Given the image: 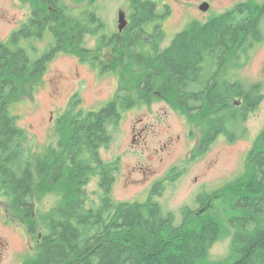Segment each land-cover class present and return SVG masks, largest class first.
<instances>
[{
    "label": "trees",
    "instance_id": "trees-1",
    "mask_svg": "<svg viewBox=\"0 0 264 264\" xmlns=\"http://www.w3.org/2000/svg\"><path fill=\"white\" fill-rule=\"evenodd\" d=\"M65 1L30 0L27 21L0 42V193L37 242L34 258L23 264H202L220 234V223L206 217L212 207L207 204L210 210L203 215L186 209L185 218L192 216L198 223L187 229L174 226L173 216L150 199L113 202L110 189L117 169L100 159L99 150L110 142L108 127L117 125L120 108L122 112L160 100L202 127L201 151L218 135L230 142L241 138L247 114L262 101L261 85L246 87L225 69L262 40L264 0L238 3L206 23L192 21L159 52L156 45L164 39L160 22L168 7L158 14L154 1L131 0L126 28L107 36L97 0ZM89 38L96 39L94 49L86 48ZM40 42L46 43L42 51ZM149 46H155L153 53ZM109 47L114 60L99 61L96 54ZM62 53L82 55V62L94 53L91 63L94 68L97 63L100 73L136 68V94L121 82L98 112H84L80 100L72 97L55 123L56 146L33 160L29 133L10 110ZM246 164V193L231 204L238 212L229 219L235 229L232 257L214 264H264V129L254 139ZM97 169L100 192L93 204L85 186ZM160 187L155 184L151 196L160 194ZM55 189L60 205L37 222L34 194Z\"/></svg>",
    "mask_w": 264,
    "mask_h": 264
},
{
    "label": "rangeland",
    "instance_id": "rangeland-1",
    "mask_svg": "<svg viewBox=\"0 0 264 264\" xmlns=\"http://www.w3.org/2000/svg\"><path fill=\"white\" fill-rule=\"evenodd\" d=\"M131 0H97L96 7L106 25L107 36L118 33V13L124 12L128 20ZM157 4L158 14L169 13L161 20L164 39L157 43V51L168 47L174 37L192 21L206 23L238 3L263 0H152ZM73 5L72 0L65 1ZM86 4V2H85ZM84 3L81 6L85 5ZM208 4L206 12L200 11ZM32 11L30 0H0V42H5L28 19ZM262 40L253 44L241 60L228 63V76L238 78L247 86L260 84L262 101L247 114L243 123L245 134L234 142L224 135L216 136L201 151L199 143L202 127L190 123L180 112L164 100L154 101L149 106L123 110L115 127H108L110 142L99 150L100 159L117 170L113 173L110 197L113 202L145 203L149 199L158 203L164 213H170L174 226L185 225L187 229L198 223L189 216L187 209L206 214L207 204L212 207L206 217L220 223V234L213 243L202 264L225 262L232 257L231 238L235 233L229 222L238 212L231 206L235 196L246 193L248 176L246 158L254 139L264 129V18L260 24ZM96 39H87V49H94ZM46 43L37 44L42 51ZM153 49V47H151ZM80 55V54H78ZM82 55L58 54L50 60L46 70L33 85L32 90L20 94L10 112L20 116L19 125L29 133V149L34 155L48 153L47 147H55L56 121L72 97L80 100L84 112H98L110 102L126 84L136 94L137 70L130 72L100 73L91 59L94 53ZM100 61H113L111 48L96 54ZM95 56V57H96ZM107 70V69H105ZM118 71L121 74L120 78ZM122 84V85H124ZM34 157V158H33ZM116 166V167H115ZM237 180V181H236ZM238 181H241L237 184ZM98 169L90 175L85 191L93 204L98 203ZM158 184L160 194L152 195ZM237 193V194H236ZM200 199V200H199ZM33 212L39 218L61 203L58 189L37 194L33 198ZM210 210V209H209ZM45 230L39 228L42 234ZM39 234V235H40ZM35 237L27 231L20 216L11 209L8 197L0 193V264H23L36 254Z\"/></svg>",
    "mask_w": 264,
    "mask_h": 264
},
{
    "label": "water",
    "instance_id": "water-1",
    "mask_svg": "<svg viewBox=\"0 0 264 264\" xmlns=\"http://www.w3.org/2000/svg\"><path fill=\"white\" fill-rule=\"evenodd\" d=\"M200 11L206 12L208 10V4H202L199 7ZM128 24V21L126 19V15L124 12H119L118 13V20H117V30L118 32H122Z\"/></svg>",
    "mask_w": 264,
    "mask_h": 264
},
{
    "label": "flooded vegetation",
    "instance_id": "flooded-vegetation-1",
    "mask_svg": "<svg viewBox=\"0 0 264 264\" xmlns=\"http://www.w3.org/2000/svg\"><path fill=\"white\" fill-rule=\"evenodd\" d=\"M127 21L129 22V19H128ZM151 29H152L151 27H148V28H147V31H151ZM152 46H153V45H152ZM152 46H149V47L147 48V50L153 53L155 46L153 47V49H151ZM155 49L157 50V48H155ZM157 52H159V51H157ZM208 204H209V203H208Z\"/></svg>",
    "mask_w": 264,
    "mask_h": 264
}]
</instances>
